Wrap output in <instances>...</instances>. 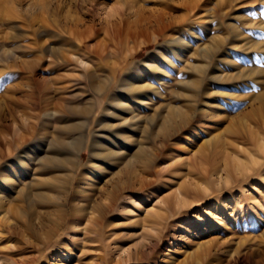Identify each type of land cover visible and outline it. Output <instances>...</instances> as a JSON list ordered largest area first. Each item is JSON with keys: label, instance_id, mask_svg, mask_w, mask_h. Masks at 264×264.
Instances as JSON below:
<instances>
[{"label": "rangeland", "instance_id": "rangeland-1", "mask_svg": "<svg viewBox=\"0 0 264 264\" xmlns=\"http://www.w3.org/2000/svg\"><path fill=\"white\" fill-rule=\"evenodd\" d=\"M0 197V264H264V0H0Z\"/></svg>", "mask_w": 264, "mask_h": 264}, {"label": "bare ground", "instance_id": "bare-ground-1", "mask_svg": "<svg viewBox=\"0 0 264 264\" xmlns=\"http://www.w3.org/2000/svg\"><path fill=\"white\" fill-rule=\"evenodd\" d=\"M133 80H137V78H134ZM123 84H125V85H123L124 89H126V90H128V91H130L132 93L137 91V90H141V89L146 88L145 85L137 86L136 85L137 84L136 81H131L130 83H123ZM108 85H107V87H108ZM107 87L105 88L104 92L106 91ZM105 107H104V109H105ZM110 107H112V108L116 107L117 108V107H126V106L124 104H122L121 102H119L117 100H114V101H112L109 104V107L107 106V109H105L106 118L115 117V118L118 119L121 116L116 114L113 111V109H111ZM131 113H132V115H131L132 117L125 118L123 120V123H121L122 125L121 124H114L112 126V129L114 130V132H116L115 130H118L119 128H122L125 125L140 124V123L145 122L147 120L146 117L141 116L140 114L139 115H136V114L134 115L133 114L134 111H131ZM86 125H88V122L85 124V127H86ZM82 147H83L82 142L78 141L77 145L74 146L71 149V151H72L71 152V157L68 159V161H66V163L68 164V167H66V168H67V171H69V173L67 172L65 174V176L63 177V179L67 180V183H64L63 185H60V188H61L60 193L62 194L63 199L65 201L69 200V197H70V194H71V188H72L71 184H72V182H73V180L75 178V173L77 171V168H78V165H79V162H80V155H81ZM69 153H70V150H69ZM70 164H71V166H69ZM105 174H107V173L103 172V176H101L102 179L101 178L96 179V178L90 176L88 178V181H87V183H88L90 188L88 189L86 194L83 196V206H82L83 212H88V213H91V214L94 215V216H92L89 219L90 220V224H93L94 227L95 226H99L98 223H97V222H99V219L103 220V217H105L107 215L108 211L110 210L109 208L114 207V204L117 203V201H118V197H120L122 195V190H119V189L116 190L117 193L113 192L112 195H111L110 192H108V188H107L106 185L109 184L110 180L106 181V177L108 176V174L107 175H105ZM1 180L4 181V178H2ZM77 197H78V193H76V195H75V198H77ZM107 197H108V200H109V204L103 202V199H106ZM0 201H1V197H0ZM63 206L65 207L67 205L65 203H63ZM72 209L73 210L77 209L76 202L73 203ZM96 213H98V214L96 215ZM83 215H85V214H83ZM77 219H76V223H78ZM103 227H104V224H102L101 227H98V229H97L98 230L97 232L99 233L98 234L99 236H102ZM75 244H74V248H71V250H70L71 252H73L74 249H78L75 246ZM85 244L86 243L84 242L82 246H86Z\"/></svg>", "mask_w": 264, "mask_h": 264}]
</instances>
